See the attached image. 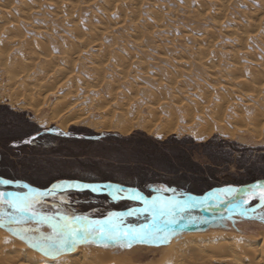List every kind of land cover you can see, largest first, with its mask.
Returning <instances> with one entry per match:
<instances>
[{
	"label": "rangeland",
	"instance_id": "rangeland-1",
	"mask_svg": "<svg viewBox=\"0 0 264 264\" xmlns=\"http://www.w3.org/2000/svg\"><path fill=\"white\" fill-rule=\"evenodd\" d=\"M9 1L13 2L15 7L12 12L13 16L3 15L7 20L18 17L17 12L20 9L18 2L21 0ZM38 1L41 9L37 15H33L32 25L22 22L19 25L24 36L7 37V31L4 33L3 30H7V27L8 29L13 28L14 24L4 25L5 21L0 19V27H2L0 28V62L11 64L20 57L22 59L19 50L26 49L24 47L28 40H33L30 47L40 59H43L44 53L40 48V42L49 44L46 52L48 55L62 56L70 52L71 41L74 42V40L66 33L67 24L52 17L54 10L48 7V0ZM143 2L137 27L143 31L148 29L147 22L150 21L147 16L151 11H157L163 17L161 24L164 27L163 30H156L150 37L144 36L137 42L131 41L132 39L120 30H112L110 24L115 22V16L109 17L108 24L100 2V4L93 5L80 4L76 11V19L80 21L79 25L85 29L94 30V32L101 28L104 29L105 23L107 27H110L107 30V36L98 42L102 46L101 51H96L92 43L86 51L80 53L82 55L80 64L91 65L94 71L87 75H79L74 71L65 76L64 71L59 70L67 69V65L63 60H59L51 66L53 75L49 76L41 67L44 64L42 65L35 59V64L33 63L29 71L30 81L27 84L43 78L42 88L48 86V89H51L53 83L60 77L59 75L64 74V77H61V84L65 85L67 91H73L77 87L81 94L84 92L89 95L91 91V95L95 97L99 92L105 94L107 91L95 85L97 76L95 71L102 69L108 75L113 74L118 80L115 84L116 90L111 94L127 93L130 99L128 106L130 104L131 107L138 104V101L140 103L139 98L142 100L153 91L154 93L165 92L171 95H190L193 98H199L201 106L208 108L206 114L208 122L211 118L210 110L215 109L218 113L220 111L224 113L227 107L238 103L245 108L247 101L250 100L243 96L247 94L227 92L224 86L226 82H229L228 80L233 79L232 71L238 64L242 66L247 64L248 58L240 52L235 55L234 51L238 46L226 38L225 30L215 32L219 35V42L213 48H208L206 42L202 44L194 40L197 35H201L206 30H214V26L217 25L214 21L217 19V16H214V8L210 9L208 16L198 15L201 12L198 7L199 2L205 7H210L207 0H189L188 2L185 0H143ZM2 3L3 0H0V5ZM258 5L251 0L231 2L224 25L231 29L235 20L243 25L246 24L253 10L258 9ZM43 23L50 25L52 33L40 37L41 32L45 31ZM185 34H189L190 37L183 38ZM253 44L256 45L253 56L264 63V39L250 42L249 47ZM78 46L75 43V47L78 48ZM97 55L99 56L95 60L94 57ZM89 56L92 57H90L91 60ZM33 57L32 55L31 59ZM120 58L124 60L123 64L117 61ZM89 61H92L91 64ZM247 73L248 70L243 69L241 74L248 78ZM8 80L7 74L0 69V179L41 189L71 181L111 184L122 189L118 195L128 197H132L134 193L149 197L158 193L155 191L156 187L162 186L169 192L161 194L178 199L264 179V116L262 122L256 125L252 123V117H248L253 116V113L233 115L228 110L227 114L221 115L225 129L223 130V127L220 131L216 120L211 118L212 126H204L206 129L213 128L214 130L208 132L209 135L203 140H196L190 133L185 132L169 134L163 139H157L138 129L132 130L130 134L97 133L82 126H75L64 132L53 124L42 127L36 121V117L40 119L46 117L49 112L47 103L54 100L51 95L46 94L48 92L41 96L35 92L27 98V93L22 89L16 88L13 91L9 89L10 81ZM57 88L55 87L57 91H61ZM204 95L209 96L208 103H204ZM9 98L14 100L18 98L19 107L9 106L7 104ZM20 106H30L31 109L27 107L24 110ZM35 110L39 112L37 116H34ZM0 187L13 192H23L9 185L3 186L2 183ZM102 190L114 191V188L103 187ZM96 196L101 195L93 191H74L38 200L31 208L39 212H59L69 216L84 214L100 217L108 211L135 205L129 200L117 201L105 196L99 199L95 198ZM250 208L255 210L243 218H203L194 213L166 218L174 221L169 224L168 231L177 234L172 236L168 242H135L130 248L116 246L105 248L96 244L80 243L58 259L45 257L36 248L30 246V243H35L37 240H46L49 237L55 239L57 223L45 224L37 220H29L22 225H10L16 229H30V231L21 233L25 239L9 231L7 224L0 226V230L10 234L16 243H21V246L53 262L67 255L76 254L81 247H88L96 251L120 253L127 257L130 264H154L161 259L162 252L168 249L173 240L180 236L192 233H217L225 236L235 235L241 240L248 241L259 233H264V220L261 219V216H264V206L256 209L255 204H252ZM9 212L11 210L8 208L0 207V215L5 221L8 219ZM116 223L123 229H140L142 226L149 227L153 220L132 218L121 219Z\"/></svg>",
	"mask_w": 264,
	"mask_h": 264
},
{
	"label": "bare ground",
	"instance_id": "bare-ground-1",
	"mask_svg": "<svg viewBox=\"0 0 264 264\" xmlns=\"http://www.w3.org/2000/svg\"><path fill=\"white\" fill-rule=\"evenodd\" d=\"M185 1L188 2L189 0ZM233 1L236 0H207L210 7H205L199 2L198 7L201 12L198 15L208 16L211 11L210 9L214 8V16H217V19H214V21L217 25L214 26V30H206L201 35H197L194 38V40L199 43L204 44L206 42L208 48H213L219 42V35H216L215 32L225 30L226 38L235 42L238 46L234 51L235 55H238L240 52L241 55L248 58L247 64L243 65L244 67L238 64L236 69L232 71L231 76L233 79L226 82L224 90L227 92H239L240 94L244 92L247 95L243 96L250 100L247 101L245 108L238 105V103L235 105L231 104L232 106L227 107L223 111L224 113H222V111L218 113L215 109L210 110V117L216 120L217 128L220 129V131L223 127V130L225 129V125L223 121H221V115L227 114L228 110L233 113V115L253 113V116L248 117H252V123L256 125L262 122V117L264 116V63L255 59L253 56L256 51V45L253 44V46L249 47L250 42L256 41L257 39H264V0H251L253 3L259 4L258 9L253 10L254 12L250 14L246 24L243 25L241 22L235 20L233 27L229 29L224 25V22L227 19L229 4ZM47 2L48 7L54 10L52 17L67 24L66 33L74 40V42L71 41L72 45L69 49L70 52L62 56L48 55L46 52L48 51L49 44L40 42V48L42 52H44L43 59H40L36 57L37 55H35V52H33L30 47L31 44H33V40H28L26 41L27 45L24 47L26 48L25 50L18 49L23 57L22 59L20 57L11 64L0 62V69H2L9 78V89H12V91L16 88L22 89L27 93V98L30 95L32 96L35 92L36 94L38 92L40 96L48 92L46 94L54 98L52 102L49 104L47 103L49 112L46 117L41 119L36 117L38 125L43 127L53 124L64 132L68 128L75 126H82L97 133L118 132L120 134H130L132 130L138 129L157 139H163L169 134L185 132L190 133L196 140H203L209 135L208 132L214 130L213 128L206 129L205 127L212 126L210 122L211 118L209 117V122L206 120L208 108H205L203 105V107L201 106V100L199 98H193L190 95H171L165 92L154 93L152 91L142 100L139 98L140 103L138 101V104L131 107L130 104L128 106L130 99L127 97V93L124 92L125 94L121 93V95L111 94V92H115L116 90L115 84L118 81L117 78L115 79L113 74L108 75L105 70H97L95 67V75H97L95 85L107 90V93L105 92L104 94L103 92H99L95 97L91 95V91L89 95L84 92L82 95L78 92L77 87L73 91H67L65 85L61 84V77H64V74L62 75L60 73V77L53 83L54 85L51 89H48V86L44 89L42 88L43 78H40L34 83L31 81V84H27L30 81L29 71L32 69L35 59L42 65L44 64L41 67H43L42 69H44V72L49 74V76L53 75L51 73V66L58 63L59 60H63L67 65V69L65 68L66 70L64 68L59 70L64 71L65 76L70 75L74 71V73L79 75H87L94 71L93 66L80 64L79 61L82 56L80 53L86 51L92 43L96 51H101L102 46H100L98 42L107 36V30L110 28L107 27V23L109 24V17L111 16H115L114 19H116L114 23L110 24L112 30L124 32L129 39H132L131 41L135 42H137V40L140 41L144 36L150 37L156 30L161 31L164 27L161 24L163 17L157 11H151L149 16H147L150 21L147 22L148 29L145 30L147 32L137 27L136 24L139 23L141 17L140 13L144 4L143 0H48ZM99 2L102 4V8L105 11L104 16L107 23H105L104 26L106 27L104 29L101 28V30H95L94 32V30L85 29V27L79 25L80 21L76 19V11H78L79 5L100 4ZM18 6H20L19 12H17L19 14L18 17L7 20L4 16H13L12 12L15 6L13 2L9 0H3L2 5H0V19L5 21L4 25L14 24L13 28H10L11 31H9L10 29H8V27L7 30H3L4 33L7 31L6 36L9 38H11V36L15 38L24 36V33H22L19 28L20 23L32 25L31 19L33 15H37L41 9L38 0H21L18 2ZM43 25L45 26V31L41 32L40 37L52 33L50 25L47 26V23H43ZM182 37L188 38L190 35L185 34V36ZM23 38L25 39V37ZM23 41L24 40H22V42ZM75 43L79 45L78 48L75 47ZM75 49H77V51ZM26 52L28 54H26ZM76 53L77 55H75ZM27 55L31 57L33 55L34 59H31V57ZM98 56L99 55L94 57L95 60H97ZM90 57L91 56H89V60H91ZM117 61L121 62V64L124 63V60L121 58L117 59ZM243 69L248 70V78L241 74ZM148 79L151 80L150 78ZM55 87H58L61 91H57ZM142 87L143 86H141V88ZM21 96L22 95H20V97ZM220 96L222 97L223 95ZM27 98L25 97V99ZM203 98L205 100L204 103H208L209 96L204 95ZM17 99L14 100L9 98L7 104L11 107H15V105L19 107L20 104ZM27 107L31 109L30 106ZM27 107L20 106V108L24 110ZM38 110H35L34 116L39 114ZM224 118L223 120L225 121ZM155 191L158 193L169 192L168 189L162 186L156 187ZM19 244L15 242L10 234L0 230V264H130L127 257L120 255V253H115V251L114 253L113 251H96L88 247H81L76 254L67 255L61 260L53 262L21 246V243ZM160 258V260L154 264H264V233H259L255 238L248 241L241 240L235 235L225 236L217 233H192L174 239L168 249L162 252Z\"/></svg>",
	"mask_w": 264,
	"mask_h": 264
},
{
	"label": "snow or ice",
	"instance_id": "snow-or-ice-1",
	"mask_svg": "<svg viewBox=\"0 0 264 264\" xmlns=\"http://www.w3.org/2000/svg\"><path fill=\"white\" fill-rule=\"evenodd\" d=\"M13 181L7 179H0L2 184H10ZM68 187L77 188H90L93 192L100 191L103 187L114 188L113 192L109 195L115 200L118 194L122 191L119 186L109 185H93V184H76L67 185ZM58 187V186H54ZM7 195L8 199H5ZM132 198L140 199L138 194H133ZM38 202V198L27 196L21 197L19 194L14 193H3L0 192V205L6 204L12 209L9 212L8 219L5 221L3 216L0 215V226L5 224L9 225L8 230L20 236L21 239H25V236L21 233L30 231V229L21 228L16 229L10 227L12 224L22 225L29 220H35L39 217V213L33 212L28 215L30 207ZM247 203V201L245 202ZM175 206L169 204H158L153 202L150 206H146L144 211H150L153 219V223L144 228L140 229H123L121 228L115 220H108L104 224H99L98 222H89L87 217H77L78 221L81 222V226L73 227L71 221L68 218H64L65 222L55 226V239L52 237L46 240H37L35 243H30L31 247L36 248L45 257H51L58 259L61 255L70 252L72 249L77 247L80 243L85 244H96L97 246H103L105 248L110 246H116L118 248L132 247L135 242L144 243L147 241H164L168 242L170 238L177 235L175 232H169L168 226L173 223L171 219H165L174 215ZM244 214V210H241ZM129 215L132 214V210L129 211ZM110 217H117L116 213H109ZM264 220V216H261Z\"/></svg>",
	"mask_w": 264,
	"mask_h": 264
},
{
	"label": "water",
	"instance_id": "water-1",
	"mask_svg": "<svg viewBox=\"0 0 264 264\" xmlns=\"http://www.w3.org/2000/svg\"><path fill=\"white\" fill-rule=\"evenodd\" d=\"M76 184H93L99 185L96 183H86L80 181H71L64 183L62 185H57L58 187L48 186L46 188H34L12 182L10 184H2L3 186L9 185L14 189L23 190V192H13L7 190V188H1L0 192L5 194L14 193L19 194L21 197H36L39 201L44 198H51L58 195H62L74 191H92L90 188H77V187H68L67 185H76ZM112 190H100L97 193L101 196L112 198L109 195ZM140 199H135L128 197L126 195H118L117 201L129 200L135 205L129 208L120 209V210H111L108 211L105 215L100 217H91L84 214L77 215H66L59 212H39L32 208L29 209L28 215H31L33 212L39 213V217L35 220L45 224L57 223L63 224L65 222L64 218H68L71 221L73 227L81 226V222L78 221L77 217H87L88 221H95L99 224H104L108 220H121V219H132V218H149L152 219L150 211H144L146 206H150L154 201L158 204H169L175 206L174 215H171L166 218H172L184 214L194 213L198 214L203 218H230V217H239L243 218L245 215L253 212L255 209L250 208V206L255 203V208L260 209L264 206V179L256 180L244 185L229 187L219 190H213L205 192L201 195L189 196L182 199L171 197L167 194L154 193L151 196H139ZM5 199H8L7 195ZM113 199V198H112ZM114 200V199H113ZM247 201V203H245ZM0 207H6L12 211L11 208L6 204L0 205ZM244 210V214L241 213V210ZM132 210V214L129 215V211ZM109 213H116L117 217H110Z\"/></svg>",
	"mask_w": 264,
	"mask_h": 264
},
{
	"label": "trees",
	"instance_id": "trees-1",
	"mask_svg": "<svg viewBox=\"0 0 264 264\" xmlns=\"http://www.w3.org/2000/svg\"><path fill=\"white\" fill-rule=\"evenodd\" d=\"M253 182V181H252ZM95 198H99V199H102L103 197H99V196H96ZM253 204H255V203H253ZM146 219H148V218H146Z\"/></svg>",
	"mask_w": 264,
	"mask_h": 264
},
{
	"label": "crops",
	"instance_id": "crops-1",
	"mask_svg": "<svg viewBox=\"0 0 264 264\" xmlns=\"http://www.w3.org/2000/svg\"><path fill=\"white\" fill-rule=\"evenodd\" d=\"M96 184H99V185H101L102 183H96Z\"/></svg>",
	"mask_w": 264,
	"mask_h": 264
}]
</instances>
